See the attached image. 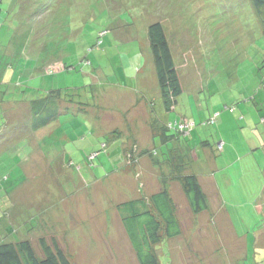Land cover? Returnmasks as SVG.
<instances>
[{
  "label": "rangeland",
  "instance_id": "1",
  "mask_svg": "<svg viewBox=\"0 0 264 264\" xmlns=\"http://www.w3.org/2000/svg\"><path fill=\"white\" fill-rule=\"evenodd\" d=\"M155 21L182 87L169 111L147 36ZM263 28L249 0H0V242L28 239L41 256L38 239L53 237L74 264H138L116 205L166 181L182 231L154 245L160 264H264L251 245L264 214V153H250L264 142ZM42 98L59 113L38 131L31 105ZM184 120L193 124L177 140L153 137ZM178 141L200 155L185 172L206 192L213 174L226 191L247 250L190 210L172 179Z\"/></svg>",
  "mask_w": 264,
  "mask_h": 264
},
{
  "label": "trees",
  "instance_id": "2",
  "mask_svg": "<svg viewBox=\"0 0 264 264\" xmlns=\"http://www.w3.org/2000/svg\"><path fill=\"white\" fill-rule=\"evenodd\" d=\"M249 1L257 16L264 14V0ZM147 36L162 104L169 111L182 92V87L163 24L160 21L150 23L147 26ZM42 99L31 105L35 108L32 112L34 113L32 129L34 130L55 120L59 113L54 98ZM213 121H215V117H210L205 123L211 124ZM156 124L160 123L157 121ZM160 126L162 125L155 127L158 133L154 134L153 137H160L162 142L177 140L179 132L187 133L189 131L177 128L176 133L168 135L165 127ZM217 146L218 150L222 148L220 140L217 142ZM179 149H176L177 160L170 161L174 170L172 179L180 182L190 210L197 214L208 209L209 202L201 189L197 176L194 173L185 172L189 165V152L193 148L181 146ZM172 151V147L166 151L169 160L170 155H174L171 153ZM151 156L155 158L157 163L161 162L153 153ZM116 209L121 214L122 225L135 252L138 264H160L154 245L166 239L177 237L182 231L175 214L167 182H163L161 190L151 193L147 197L128 199L118 203ZM38 244L42 252L41 256L35 252L28 239L0 242V264H74L71 261V255L59 246L55 238L52 237L48 243L44 237H40Z\"/></svg>",
  "mask_w": 264,
  "mask_h": 264
},
{
  "label": "crops",
  "instance_id": "3",
  "mask_svg": "<svg viewBox=\"0 0 264 264\" xmlns=\"http://www.w3.org/2000/svg\"><path fill=\"white\" fill-rule=\"evenodd\" d=\"M163 27H164V29H165V26H164V24H163ZM140 80V82H139V84L141 85V78L139 79ZM145 82V81H144ZM144 84V83H143ZM139 86V85H138ZM140 87V86H139ZM141 88V87H140ZM174 108V107H173ZM172 108V109H173ZM171 109V110H172ZM258 111V110H257ZM258 115H259V112H258ZM152 121H154L155 123H157V119L153 116V119H152ZM47 125H49V123L48 124H46L45 126H47ZM45 126H42V127H40V128H38L37 130L39 131V130H43L44 129V127ZM177 142V141H176ZM258 143V142H257ZM254 143L253 145H252V147H251V150H252V152H250V153H254V152H263L264 153V142H262V143ZM178 144H179V146L181 147V146H187V143H185V142H181V141H178ZM183 148V147H182ZM183 149H185V148H183ZM190 153V155H191V158L193 159V160H195V161H197L199 158H200V155H197V153H194V151L192 150V151H190L189 152ZM189 155V156H190ZM205 155H206V153H205ZM202 157H204V155H203V153H202ZM210 167L211 168H209V171L210 170H213V168H215V165H216V163L214 162V161H211L210 162ZM233 166V165H232ZM216 167H217V165H216ZM216 169V168H215ZM221 169H224L223 167H221ZM194 174L197 176V174L194 172ZM235 175V174H234ZM241 177H246V172H243V174L241 175ZM197 179H198V177H197ZM198 182H199V184H200V186H201V183H200V180L198 179ZM208 182H210L211 184H209L208 185V191L209 192H206L203 188H202V186H201V189H202V191L204 192V194H205V196H206V198H207V200H208V202H209V207H208V209H206V210H204V211H202V212H205L204 214H210L209 215V217L211 218V225H213V224H215L214 226H213V228L215 229V227L218 225V226H224V228L226 229V231H229L230 233H231V235H232V237L231 238H233V240H232V243L234 244V241H235V247L236 248H240V249H244V250H247V247H248V242H247V240H246V238H244V234H243V232H239L238 230H235V227H234V220H233V218H232V216H231V214H230V212L228 211V208L225 206V202H223L224 201V195H225V193H226V191H224V192H222L221 190H220V187H216L215 186V183H216V181H215V178H214V175L213 174H211V179H209V181ZM169 188V187H168ZM169 190V189H168ZM216 190V191H215ZM208 193V194H207ZM212 193H213V195H212ZM169 194H170V191H169ZM171 197V196H170ZM209 197L211 198V199H209ZM214 197V198H213ZM215 200L216 202V209H217V212H216V210L215 209H212V207H211V204H210V201L211 200ZM263 199V198H262ZM261 211H262V207H261ZM201 213V212H200ZM197 214H199V213H197ZM202 214V213H201ZM214 214H216V215H218L219 216V219H213V217L211 216V215H214ZM196 215V214H195ZM220 220V222H218ZM206 222H209V220L208 221H206ZM262 222V224L258 227V230H256V231H254V235H253V239H252V241H251V245H253L254 247L253 248H261L262 250H264V214H263V221H261ZM179 223H180V221H179ZM181 224V223H180ZM181 226V225H180ZM9 228L7 227L6 229H5V231H3V233H5V234H10V233H8L7 232V230H8ZM258 246H260V247H258ZM244 255V254H243ZM244 256H246V254L244 255ZM246 262L244 261V264H245Z\"/></svg>",
  "mask_w": 264,
  "mask_h": 264
},
{
  "label": "built area",
  "instance_id": "4",
  "mask_svg": "<svg viewBox=\"0 0 264 264\" xmlns=\"http://www.w3.org/2000/svg\"><path fill=\"white\" fill-rule=\"evenodd\" d=\"M214 118V117H213ZM213 120V119H212ZM193 123L191 122V123H189V122H187V121H182V122H180V123H177V122H174V123H169V125H176V127L178 128V129H188V127L189 126H191ZM219 147H220V144H219Z\"/></svg>",
  "mask_w": 264,
  "mask_h": 264
}]
</instances>
